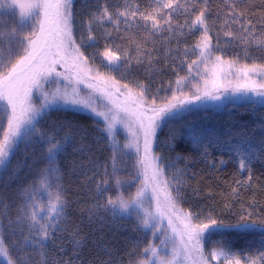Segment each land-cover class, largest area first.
<instances>
[{
  "label": "snow or ice",
  "instance_id": "snow-or-ice-1",
  "mask_svg": "<svg viewBox=\"0 0 264 264\" xmlns=\"http://www.w3.org/2000/svg\"><path fill=\"white\" fill-rule=\"evenodd\" d=\"M201 2L205 6L199 10L190 24L186 20L184 24L175 26L173 13L180 8L185 9V12L190 10L187 4H182L180 0H150L152 5L150 11H141L138 3H131L129 0H123L122 7L118 6L110 10L105 0L103 5L98 4L96 11L91 13L88 21L87 39L89 41L97 39L91 30V24L98 22L103 26L105 21L110 22L117 33L123 31L121 40H129L128 47L123 44L106 43L103 52L100 53L106 61L104 67L109 71L124 69L122 78L130 72L133 60L137 65L143 64L145 59L148 64L152 63L155 38L159 34L166 30L171 36L177 29L183 34L185 28L189 31L202 29L201 39L195 45V50H198L197 59L188 65V72L192 73L194 65L203 64L204 71L210 73L212 77L210 81L212 90L194 94L191 99L185 100H179L177 93L184 94L183 89L189 76L178 77L174 87L171 82L169 84L173 93L171 99L161 98L167 101L163 107L156 103L160 89H157L156 95L153 96L152 106L145 107L149 94L147 84L135 82L132 86L129 83L121 85L119 80L110 78L115 93H119L130 102V106L121 108L117 105V108L130 116L137 117L136 121H128V127L131 129L138 122L139 130L144 135V156L137 161V165L143 166L145 184L138 188L134 195H129L127 198L122 189L128 182L119 175L120 164L123 156L127 154L124 150L135 147L139 154L140 148L138 142L130 141L125 143L122 149L115 140L113 129L117 122V114L112 109L98 111L92 105L91 98H78V92L75 90L71 95L65 92L62 96L57 91L51 97L42 92L43 82L49 81L53 76L59 77L61 73L56 70V66L66 67L70 57L73 60L72 68L78 72H90V69L86 68L88 58L72 39L73 0H30L27 5H20L21 8L26 7L28 11L21 13L19 32L16 28L11 30L6 56L4 51L6 34L0 31V102L5 105L7 115V126L3 127L0 124V183L3 182L4 174L9 169L11 156L15 154L21 143L25 145V150L29 145L33 147L40 145L42 159L46 161L37 179L22 190L23 206L17 209L18 214L15 217L10 213L11 202H6L0 194V257L4 258L7 264H75L72 257L68 260L62 258L66 250L62 234L67 231L65 225L67 201L64 196V172L60 167V159L68 155L75 157L71 161L69 175L83 177L82 186L87 189L90 198L94 201L88 209L90 219L93 216H99L101 211L111 212L113 217L119 213L127 215L135 213L143 228L159 230L157 214L150 207H144L147 189L152 188V197L157 201V206H161L160 197L163 196V206L167 211L174 212L176 218L183 224L182 249L174 246L171 259H166L160 256L157 247L150 244L144 249L146 259L141 260L139 264H180L181 256L185 261H191V264H209L199 247L206 233L220 232L230 228L244 231L260 228L264 231V219L252 220L251 213L242 215L235 224L225 223L210 215L205 217L209 223L201 224L192 223L191 213L181 217L182 209L177 206L176 199L172 195V191H175L178 196L179 190L165 178L166 169L157 163L158 158L150 155V137L155 134L157 127L190 103L203 99L220 100L222 96L227 97L229 94L247 97L251 93L253 97L260 98L259 103L264 106V64L245 63L236 68L237 60H226L221 55H216L213 59L212 38L207 19L209 14L207 4L210 0H196V3ZM225 2L227 18L221 27L229 25L231 21V24L239 25L240 38L245 45L255 44L264 48V33H261L260 37L255 36L253 34L255 26L250 20L243 19L244 10H238V6L245 4L247 0H225ZM6 3L7 0H0V7ZM196 3L192 5V10L195 9ZM33 17L35 20L29 28L28 22ZM122 24L123 29H121ZM2 26L0 22V27ZM25 28L29 30L25 32ZM225 36L234 37V32L227 31ZM103 38L105 41H112V32L105 31ZM149 43L153 46L151 49L147 47ZM133 49L135 55H133ZM245 55L247 56V53ZM209 64L211 68L208 67ZM225 66L229 69L228 76H231L232 70L235 69V83L232 81L223 83L226 77L221 73L224 72ZM197 75L200 73L197 72ZM89 78L92 77L89 76ZM208 83L209 80H205V84ZM136 89L139 90L138 96ZM34 91L43 95V100L38 106L34 105L31 99ZM61 101L64 104L81 106L90 110L95 116L102 117L105 126L100 130V134L93 137L92 133L82 126L67 125V131L63 130L65 125L62 124L56 125L52 130L40 127L39 122L48 114L49 107ZM173 101L177 102L173 103ZM136 110H141L143 113L150 112L152 115L139 118ZM132 134L136 135L135 132ZM105 141L111 149V156L108 158L111 162V171H109L108 161L101 166L99 158L95 155L101 150L98 146ZM194 141L198 145L203 144V140L199 138L194 137ZM228 150L238 160L241 171L250 172V166L254 160H264V140L257 147L247 137H241L235 144L229 142ZM203 155H208L207 147L204 148ZM174 163L166 167L171 168ZM209 163L212 162L209 161ZM29 168L31 169V165ZM149 172H151L150 176ZM177 173L179 174V170ZM138 178L139 175L133 177V180ZM172 179L179 182L178 176H173ZM113 187L117 192L115 197L109 194ZM170 188L172 190H169ZM232 192L235 194L237 189L233 188ZM40 193H46V201L43 197H39ZM169 223L171 224V220ZM62 225L65 226L62 227ZM173 232H176L175 228ZM6 233L13 237L19 236L20 239L10 244L7 242ZM57 233L61 235L57 237ZM77 236L78 231L71 233L70 243L73 245L74 256L81 245V240L77 239ZM184 237H187V241ZM49 244L53 246L55 252L49 250ZM13 249H16V255H13ZM57 255L60 258H56ZM229 256L230 253L224 248L212 253L213 260L223 257L225 264H232ZM233 259L235 264H241L240 258L233 257ZM101 264H112V262L111 260L102 261ZM244 264H264V250L259 251L254 257L245 258Z\"/></svg>",
  "mask_w": 264,
  "mask_h": 264
},
{
  "label": "trees",
  "instance_id": "trees-1",
  "mask_svg": "<svg viewBox=\"0 0 264 264\" xmlns=\"http://www.w3.org/2000/svg\"><path fill=\"white\" fill-rule=\"evenodd\" d=\"M106 2L110 10L123 6V0H106ZM129 2L138 3L141 11H150L152 7L150 0H129ZM180 2L187 4L190 10L185 12V9L180 8L173 13L174 26L184 24L186 20L190 24L199 10L205 6L202 2L196 3V0H180ZM104 3L105 0H87V2L73 0V40L88 58V63L98 72L119 80L121 85L129 83L132 86L135 82L147 84L149 86L147 104H152L153 96L156 95L157 89H160L156 103L165 105L167 101L161 98L171 99L173 95L169 87L170 82L174 87L178 77L191 74L188 72V65L197 59L198 50H195V45L201 39L202 29L189 31L185 28L183 34L177 29L171 36L165 30L155 38L152 63L148 64L145 59L143 64L137 65L133 60L130 72L122 78L124 69L109 71L104 67L106 61L100 53L103 52L106 43L123 44L128 47L129 40L120 38L123 31L117 33L113 25L107 21L103 26L94 22L90 27L97 39L95 41L87 39L91 13L96 11L98 4ZM194 3L196 7L192 10ZM207 7L213 56L221 55L226 60H237V65L264 64V48L255 44L245 45L240 38L239 25L231 24L229 21V25L221 27L227 18L225 0H210ZM241 9L245 11L243 19L250 20L255 26L253 34L260 37L261 33H264V0H247L245 4L238 6V10ZM34 20L35 18L28 22L29 28ZM0 22L3 25L0 31L6 34L4 40L6 56L11 30L16 28L19 32L21 19L12 8L0 7ZM123 27L122 24L121 29ZM29 28H25L24 31L27 32ZM105 31L112 32V41H105L103 38ZM227 31H233L234 37L225 36ZM147 47L151 49L153 46L149 43ZM133 55H135L134 49ZM135 91L138 94L139 90ZM193 108L195 107H189L191 111L170 117L169 121L162 124L154 142L155 156L165 166L171 184L179 190L178 196L172 191L177 205L185 212L191 213L196 224L209 223L205 219L209 215L230 224L237 223L246 213L252 214V220L264 219V160H254L250 172L241 171L238 160L228 150L229 142L235 144L241 137H247L259 147L264 140V106L259 102H250L223 106L218 110ZM0 124L3 127L7 126L5 107L1 104ZM58 124L65 125L64 131L68 130L67 125L82 126L87 128L93 137L99 135L100 130L104 128L101 121L90 115L61 109L48 112L39 122V126L45 130H52ZM60 135H63V131ZM194 137L203 140V144L198 145ZM98 147L101 150L95 155L99 158L101 166L108 161L111 171V162L108 159L111 156V149L108 147V142L105 141ZM120 147L123 149L122 145ZM205 147L208 151L207 156L203 155ZM124 151L127 154L122 158L119 175L128 182L122 189L127 198L129 195H134L138 189L139 180H133V177L139 174L140 166L137 165L139 159L136 155L129 153L128 150ZM74 158L68 155L60 159V167L64 172V196L67 201L65 221L67 231L62 234L66 250L62 258L68 260L72 257L75 264H101L102 261L108 260H111L112 264H139L141 260L146 259L144 249L152 245L151 237L142 230L133 215L119 213L113 217L111 212L101 211L99 216L89 218L88 209L94 201L90 198L87 189L82 186L83 177L69 175L71 161ZM173 162H175L173 167H166ZM45 164L40 145L34 147L29 145L25 150V145L21 143L15 154L11 156L9 169L4 174L3 182L0 183V194L6 202H11L10 213L13 217L18 214L17 209L23 206L22 190L37 179L39 171L45 167ZM173 176H178V183L177 180L172 179ZM233 188L237 189L235 194L232 192ZM109 194L113 197L117 195L114 187ZM43 195L46 196V193H40L39 197ZM73 231H78L77 239L81 240L75 256L73 245L70 243ZM5 235L10 244L20 239L19 236L13 237L7 233ZM56 235L59 237L61 234ZM57 242H60L59 239ZM48 248L51 252H55L51 244ZM221 248L230 253L229 259L234 261L233 257L240 258L241 264H244L245 258L254 257L259 251L264 250V231L260 228L247 231L230 228L210 233L204 249L211 256L213 251ZM16 254V249H13V255ZM56 258L60 256L57 255Z\"/></svg>",
  "mask_w": 264,
  "mask_h": 264
},
{
  "label": "rangeland",
  "instance_id": "rangeland-1",
  "mask_svg": "<svg viewBox=\"0 0 264 264\" xmlns=\"http://www.w3.org/2000/svg\"><path fill=\"white\" fill-rule=\"evenodd\" d=\"M30 2V0H7V3L3 7L12 8L15 10L21 19V13L27 12L28 9L21 8L20 5H27ZM35 18V17H33ZM32 18V19H33ZM73 39V38H72ZM215 56H213L214 59ZM73 60L70 57L68 59L66 67L62 68L59 65L56 66V70L61 73L59 77L53 76L49 81H45L44 87L42 89V92H45L51 97L53 94H56L57 91L59 92V95H63L65 92H68L70 95L73 93V91L78 92V98H91L92 105L98 110V111H107L108 109H112L114 113L117 114V122L113 129V134L115 136V140L119 143V145H124L125 143H128L130 141L132 142H138L139 144V154L136 152V148L133 147L131 149H127L129 153L134 154L138 157V159L143 158L144 156V135L143 132L139 130V123H135L134 126L130 129L128 127V121H136L137 117L130 116L127 113L120 111L117 108V105H119L121 108L125 106H130V102L126 100L124 96L119 95V93H115L114 88L111 85L112 77L110 75H107L105 73H100L96 69H94L89 63L87 64L86 68L90 69V72H78L76 69L72 68ZM241 65H235L236 68H239ZM211 68V64L208 66ZM229 69L227 66H225V70L223 73H221L222 76H225L226 78L223 80L224 84H227L228 81H232L235 83V77L236 72L235 69L232 70V75L228 76ZM197 72L200 73V75H197ZM89 76L92 78L90 79ZM99 76V78H97ZM211 75L210 73H207L204 71V65H194L193 71L189 76V80L186 83V86L183 89L184 94L177 93L179 100H185V99H191L192 95L194 94H202L205 90H212V84H211ZM205 80H209V83L206 85ZM77 81H82L78 83ZM90 85V87H89ZM197 88H199V92H197ZM126 91V90H125ZM110 93H112L110 95ZM137 94V93H136ZM138 96V94H137ZM32 102L34 105L38 106L40 102L43 100V95L36 93L35 91L32 94ZM258 97H253L251 93L248 94L247 97H242L239 94L231 95L229 94L227 97L222 96L220 100H211V99H203L201 101H195L193 103L188 104L185 108L180 109L178 112H175L173 116H179L182 113H185L189 110V107H195L194 110L200 109H215L218 110L222 108L223 106H229V105H239L244 103H250V102H259ZM177 101H173L175 103ZM1 105L5 107V105L0 102ZM152 104L145 103V107H151ZM160 107H163L164 105H159ZM69 110L74 112H82L87 115L92 116L98 121H101L103 125L105 126V121L102 117L95 116L94 113H92L88 109H84L81 106L78 105H71V104H64L62 101L58 104H53L49 107L48 112H51L52 110ZM187 109V110H186ZM139 114V118H143L144 115L151 116L152 113H143L141 110H136ZM191 111V110H189ZM121 118H123V122H121ZM170 119L167 118L162 124H165ZM147 122V121H145ZM162 126V125H161ZM161 126L157 127L155 134L150 137V155L155 156L154 154V142L156 138V134L161 128ZM136 133V135H133L132 133ZM157 163L161 167H165L160 161L159 158L157 160ZM139 184L138 188L143 187L145 184L144 176H143V166L140 165L139 168ZM151 175V172H149V176ZM165 178L169 179L166 170H165ZM170 180V179H169ZM163 187V186H161ZM171 190V188L169 189ZM46 201V196H41ZM163 196L160 197L161 200V206H157V201L152 197V188L147 189V199L144 201V207L145 208H151V210L157 214V230L156 228H143L140 224V221L138 220L135 213H132L142 230L148 234L151 237L152 246L157 247L158 252L160 256L171 259L172 257V251L173 247H179L182 249L181 245V233L183 231V224L180 220L176 218V215L174 212H169L167 209L163 206ZM178 206V205H177ZM179 207V206H178ZM180 208V207H179ZM181 209V208H180ZM124 214V213H123ZM188 214L184 210L180 213L181 217ZM127 215V214H126ZM171 220V224L169 221ZM192 223L196 224L193 219ZM173 228L176 229V232H173ZM210 233H206L204 238L201 240L199 247L202 250L204 258L209 262V264H225L224 258L221 257L219 260H213L212 254L209 255V252L204 249V244L206 239L209 237ZM184 240L187 241V237H184ZM164 241V243H162ZM150 255V254H149ZM180 264H191V261H185L183 259V256L179 258ZM232 261V264H235V262L232 259H229ZM0 264H7V261L0 257Z\"/></svg>",
  "mask_w": 264,
  "mask_h": 264
}]
</instances>
